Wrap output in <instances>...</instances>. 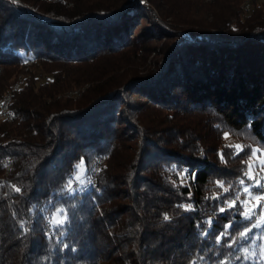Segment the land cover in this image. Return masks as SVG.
Here are the masks:
<instances>
[{"label":"trees","instance_id":"obj_1","mask_svg":"<svg viewBox=\"0 0 264 264\" xmlns=\"http://www.w3.org/2000/svg\"><path fill=\"white\" fill-rule=\"evenodd\" d=\"M177 1L204 7L202 0ZM241 1L212 0L209 23L176 31L156 25L153 34L166 40L162 61L123 85L110 78L101 83L107 71L97 77L70 64L128 47L127 32L142 14L138 1L69 0L65 5L0 0V76L27 75L12 93L10 121H0V159L7 156L13 163L3 177L0 162V264H148L144 249L156 244L181 249L167 255L161 251L159 264H212L208 253L216 242L210 232L229 223L227 216L209 218L210 231L201 234L198 211L180 205L191 196L199 208L212 178L239 177L219 164L212 132L218 129L217 117L232 129L248 128L264 145V7L244 15ZM81 85H88V93L80 102L63 98L69 88ZM11 87L0 90V100ZM131 89L149 98L150 110L126 102L124 93ZM117 101L127 109L118 115L113 112ZM162 111H169L165 121H175L165 132L139 122L151 114L160 119ZM191 129L200 132L212 160L182 154L189 147L173 143L180 145ZM173 132L176 136L162 148L164 142L156 136ZM139 138V147L128 145ZM88 153L93 155L83 183L67 194L78 202L76 213L68 212L63 226L50 222L47 234V213L68 197L65 184ZM103 154L109 162L101 165L92 188V162ZM177 167L189 169V186L173 185ZM165 176L169 183L162 181ZM189 237L192 246L183 253L184 241L178 240ZM103 245L109 250L104 252Z\"/></svg>","mask_w":264,"mask_h":264},{"label":"rangeland","instance_id":"obj_2","mask_svg":"<svg viewBox=\"0 0 264 264\" xmlns=\"http://www.w3.org/2000/svg\"><path fill=\"white\" fill-rule=\"evenodd\" d=\"M46 3H62L67 5L66 3L69 0H60L55 2L54 0H43ZM131 2L138 1L142 8V14L137 17L127 32V35L130 39V43L128 47H124L118 54H109L105 52H101L99 57L96 60L87 61L85 64L71 63L70 66L74 68V70L82 68L85 73H89L91 75L101 76L106 71L108 73L107 77L101 79L100 82H105L108 78L111 80H120L124 81L123 85H127L129 81L136 80L138 77H141L148 72V70L153 67L155 61H162L163 58V43L166 41L162 39L160 36H157L154 33V28L156 25H161L165 28H171L172 30H180L190 28L191 24L196 23H209L212 21L210 17V13L208 11L209 5L212 3V0H202V4H204L203 8L199 6L193 7L190 6V3H179L177 0H130ZM250 0H242L240 3V10L243 11L244 15L251 14L253 8L261 6L264 7V0H256L258 1L256 4H253L251 9L245 11V6L242 8V5H245ZM66 2V3H65ZM244 2V3H243ZM69 6V5H68ZM196 8V9H195ZM261 9H263L261 7ZM189 40H191L189 38ZM108 55V56H107ZM110 55V56H109ZM105 56V57H104ZM108 57V58H107ZM112 58V59H110ZM27 75L25 71L18 72L13 76L8 78V75L0 76V90L7 86L10 87L11 84L13 87L8 92L12 94L16 90L19 89L20 85L23 86ZM18 86V89L16 87ZM88 85H81L77 88L71 87L69 90L63 93V98L71 100L72 103L77 104L84 98V96L88 93L87 91ZM11 91V92H10ZM7 92V93H8ZM7 94L6 96H8ZM5 96V97H6ZM2 100H4V98ZM124 99L130 106L137 107L142 111H146V109H151L149 98L143 95V93L136 92V89H131V91L124 93ZM0 100V102L2 101ZM114 114L118 115L117 112L125 111L126 106L120 102H116L115 104ZM148 107V108H147ZM128 108V107H127ZM169 111H162V116L160 119H164V116L168 114ZM169 118V117H168ZM166 118V121L162 122L155 115L149 116L148 119H140L139 122L145 125H149L150 122L154 124L155 128H161L162 132H165V128L173 127L175 121L173 123L169 122ZM218 129H214L216 136V145H218V157L219 164L221 166H225L226 169L232 170L235 174H239L238 178L233 176H228L227 179L223 181L212 180L209 182L206 190V197L204 199V203L200 205L199 208L194 207V203L192 201L191 196L182 198V205H191L192 210H197L199 213L198 219V227L201 228V234L205 232V230H209V225L207 222L210 220L209 218H213L215 220L218 219L220 213H223L227 216L229 223L225 224L218 230H211V234L215 238L216 247L209 251L211 247H205L206 253H208L209 260L212 264H264V199L257 201L255 199L256 196L264 194L260 187H255V182L257 180L260 181L261 185H264V165H262V161H264V145L260 144L253 133L248 128H243L241 130H235L227 126L223 121H221L220 117H217ZM120 120V119H119ZM0 121H3L0 119ZM10 121V120H9ZM157 121H160V126ZM167 122V124H166ZM165 123V124H164ZM152 124V125H153ZM123 128V125H121ZM186 130V127H182L180 130L183 132ZM209 132V133H212ZM189 136L182 137L183 139L180 141V145H178V141L174 140L176 147L181 146L182 148H187L185 152L182 154H195L198 157L208 156L210 160H212V156L208 155L202 146H204L200 140L201 134L196 129H191L189 132ZM176 134L169 133H161L156 137H160L162 139L163 145L161 147L167 149L164 144L171 143V139L174 138ZM155 137V138H156ZM156 141V139H154ZM170 140V141H169ZM141 144V140L135 139V141H131L128 143L129 146L139 147ZM241 146V149L238 150L236 146ZM183 149V150H184ZM106 153V152H105ZM221 154H223V159H221ZM92 153L87 154V160H83V164H80L79 161V173H77V168L72 173V178L79 174L84 181L86 177V173L89 167V161L92 157ZM99 157H103V159L99 161ZM106 155L96 156L92 162L91 167V175H90V183L93 178L94 164L95 165V179L93 180L92 188L97 187V176L102 164L106 162ZM3 165L5 166V170L3 172V177H7L12 170L13 163L7 157L3 156L0 159ZM97 162V163H96ZM109 160H107L106 164H108ZM1 163V164H2ZM6 163V164H5ZM10 164V165H8ZM249 166H251V175L253 179H248L245 173L249 172ZM4 168V167H3ZM185 169L189 170L187 167H177L172 172L174 175L172 177L173 185L177 187L189 186L188 178L185 177ZM171 174V175H172ZM234 174V175H235ZM217 176V174H216ZM166 180V182H170V180L165 176L162 181ZM243 180V184L241 181ZM220 182V183H217ZM79 184V185H76ZM167 183V184H168ZM67 184V182H66ZM65 184V186H66ZM171 184V183H170ZM222 184V186H221ZM81 186V183L75 181L73 179V188L77 191ZM248 187L249 191L245 192L244 188ZM66 188V187H65ZM67 191V190H66ZM251 193V194H249ZM72 195L68 191L65 195ZM68 196V195H67ZM235 201L234 207H229L230 203ZM55 209H51L48 214V219L44 223V231L47 234H51V226L50 222L53 217H56V213L58 210H65L66 214L69 212L70 215L72 213H76V209H78V202L74 200L71 196L67 198H63L62 201H56ZM183 208V207H182ZM220 208H224L225 211L221 212ZM185 210V208H183ZM190 211V210H185ZM247 211L251 216V219H246L243 213ZM73 215V214H72ZM60 219L62 217H56ZM84 218V217H83ZM207 218V221L206 219ZM234 219H239L240 221L235 222ZM256 223H260L261 227H255ZM231 225V227H228ZM47 226V229H46ZM199 228V229H200ZM122 231H126L122 229ZM210 231V230H209ZM223 233V236H221ZM241 233H247L246 236L241 237ZM203 237H206L204 233ZM190 240H183L182 238L178 241L183 242L185 245V249L183 253H185L192 246L193 239L189 237ZM196 239V237H193ZM197 241V240H196ZM209 242L211 239L208 240ZM208 243V242H207ZM157 245V244H156ZM152 245L144 249V251H149L148 253V264H159L161 251H166L165 254H173L175 252H180L181 249L175 245V248H160L159 246ZM208 245V244H207ZM197 246V245H196ZM66 248V244L61 245L60 250L63 251ZM104 252L108 251L109 248L106 245H103ZM184 248V247H183ZM90 250V248H88ZM165 249V250H164ZM86 250V249H85ZM124 251H126L124 249ZM85 253V252H84ZM245 255L248 256V259H245ZM53 258V255L51 259ZM103 264V263H99ZM196 264H202L201 261ZM208 264V263H205Z\"/></svg>","mask_w":264,"mask_h":264},{"label":"snow or ice","instance_id":"obj_3","mask_svg":"<svg viewBox=\"0 0 264 264\" xmlns=\"http://www.w3.org/2000/svg\"><path fill=\"white\" fill-rule=\"evenodd\" d=\"M13 2L16 3L17 0H13ZM236 148H237L238 150H240V149H241V146L237 145ZM221 159H223V154H221ZM80 164H83V160H81ZM262 165H264V161H262ZM76 168H77V173H79L80 165L78 164V165L76 166ZM245 175L248 177V179H250V180L253 179V177H252V175H251V166H249V172L245 173ZM73 179H74L75 181L80 182L81 184L83 183V180H82V178H81V176H80L79 174L75 175V176L73 177ZM73 179H69L68 182H67V184H66V186H65V187H66V190H67L70 194H74V193H75V189L73 188ZM217 183H220V182H217ZM243 183H244V182H243V180H242V181H241V184H243ZM221 186H222V184H221ZM254 186H255V187H260L261 190H262V192H264V185H261L259 180H257V181L255 182V185H254ZM15 191L19 192V191H21V189L16 188ZM244 191H245V192H248V191H249V188H248V187H245V188H244ZM249 194H251V193H249ZM255 199H256L257 201L264 199V194L259 195V196H256ZM234 206H235V201L231 202L230 205H229V207H234ZM180 207L185 208V210H191V205H180ZM220 211H221V212H224L225 209H224V208H220ZM243 215H244V217H245L246 219H251V216L249 215V213H248L247 211H245V212L243 213ZM56 217H62V218L57 219ZM56 217H53L51 223L54 224V225H56V226H58V227L63 226V225L66 223V221H67L66 212H65V210H63V209H60V210L57 211V213H56ZM164 219H165V220H168L169 217L165 215V216H164ZM211 223H212L211 221H208V224H209V225H211ZM23 226H24V225H23V223H22V224H21V227L23 228ZM228 227H231V225H228ZM255 227L259 228V227H261V224H260V223H256V224H255ZM205 234H207V233H205ZM246 235H247V233H241V237H244V236H246ZM221 236H223V233H221ZM262 258H264V257H262ZM245 259H248V256H247V255H245Z\"/></svg>","mask_w":264,"mask_h":264},{"label":"bare ground","instance_id":"obj_4","mask_svg":"<svg viewBox=\"0 0 264 264\" xmlns=\"http://www.w3.org/2000/svg\"><path fill=\"white\" fill-rule=\"evenodd\" d=\"M55 2H58V1H60V0H54ZM257 3V2H256ZM251 9V8H250ZM249 10V9H248ZM247 10V11H248ZM16 89H18V86L16 87ZM10 95L11 94H9L8 96H6L5 98H4V100H2L1 102H0V112H3V114L4 115H6V116H1L0 115V119H2V120H10L11 119V114H10V111H9V103H10V101L11 100H6L7 98H10ZM6 164V163H5Z\"/></svg>","mask_w":264,"mask_h":264},{"label":"built area","instance_id":"obj_5","mask_svg":"<svg viewBox=\"0 0 264 264\" xmlns=\"http://www.w3.org/2000/svg\"><path fill=\"white\" fill-rule=\"evenodd\" d=\"M253 4H256V0H250L245 5H243V6H245V11H247L248 9H250L253 6ZM11 97H12V94L10 95V98H7L6 100H11ZM0 115L1 116H6V115L3 114V112H0ZM102 159H103V157H99V161L98 162H100ZM8 165H10V164H8ZM95 165L96 164H94V171H93L94 174H93V178L91 179L90 186H92L93 180L95 179ZM76 185H79V184L76 183ZM46 229H47V226H46Z\"/></svg>","mask_w":264,"mask_h":264}]
</instances>
